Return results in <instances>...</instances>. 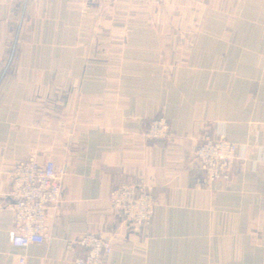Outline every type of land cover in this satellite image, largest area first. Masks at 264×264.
<instances>
[{
	"label": "crops",
	"instance_id": "crops-1",
	"mask_svg": "<svg viewBox=\"0 0 264 264\" xmlns=\"http://www.w3.org/2000/svg\"><path fill=\"white\" fill-rule=\"evenodd\" d=\"M158 116L175 137L139 139ZM206 135L238 145L229 178L197 167ZM29 156L65 173L24 251L5 204ZM141 181L155 206L134 228L108 195ZM87 233L105 264H264V0H0V264H75Z\"/></svg>",
	"mask_w": 264,
	"mask_h": 264
},
{
	"label": "built area",
	"instance_id": "built-area-1",
	"mask_svg": "<svg viewBox=\"0 0 264 264\" xmlns=\"http://www.w3.org/2000/svg\"><path fill=\"white\" fill-rule=\"evenodd\" d=\"M162 3L165 0H149ZM143 141L172 139L175 133L166 118L158 116L139 133ZM238 145L222 135L203 136L193 151L197 167L208 181L227 179L235 163L239 160ZM63 166L52 160H40L29 156L15 164L9 173L7 201L5 208L13 217L10 244L26 250L32 244H41L47 235L48 208L57 205L62 189ZM111 212L121 222L134 228L150 224L154 206V187L144 181L120 183L108 195ZM83 254L75 264H105L111 254V240L102 234L87 233L78 240ZM10 264H27L25 252L17 255Z\"/></svg>",
	"mask_w": 264,
	"mask_h": 264
}]
</instances>
